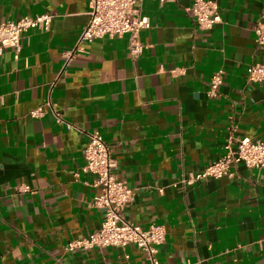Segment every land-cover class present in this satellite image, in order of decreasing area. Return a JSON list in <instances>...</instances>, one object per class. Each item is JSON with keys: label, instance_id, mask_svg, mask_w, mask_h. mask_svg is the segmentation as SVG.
Masks as SVG:
<instances>
[{"label": "crops", "instance_id": "0c3cea01", "mask_svg": "<svg viewBox=\"0 0 264 264\" xmlns=\"http://www.w3.org/2000/svg\"><path fill=\"white\" fill-rule=\"evenodd\" d=\"M89 1L0 0V23L55 15L49 31L23 34L19 53L0 55V264H150L134 244L66 249L104 218L83 170L95 131L134 190L125 216L165 226L163 264H264V168L182 182L221 157L230 135L264 140V82L247 71L264 63V0H213L220 20L207 29L193 0H136L151 23L136 60L127 35L106 36L65 66Z\"/></svg>", "mask_w": 264, "mask_h": 264}, {"label": "built area", "instance_id": "2783aa9c", "mask_svg": "<svg viewBox=\"0 0 264 264\" xmlns=\"http://www.w3.org/2000/svg\"><path fill=\"white\" fill-rule=\"evenodd\" d=\"M188 10L201 28H212L220 20L218 5L213 0H193ZM89 16V21L82 29L75 47L65 54V66L74 56L85 52L86 44L106 36L112 38L127 35L129 53L133 60L143 53L145 45L141 34L144 29L151 26V23L149 17L136 6V0H90ZM54 19L53 13L45 12L35 16L8 19L0 23V55L9 48L19 53L25 32L49 31ZM257 41L260 44L264 43V33L260 29H257ZM247 71L250 81L264 82V63L251 64ZM223 80V69L212 74L210 96L218 94ZM45 105H51V101L48 100ZM43 111V107H39L32 110V115L40 116ZM58 120L62 121L60 114ZM68 126L71 127V124ZM224 148L225 152L221 157L204 168L191 172L182 182L194 183L209 177L216 179L232 177L235 173L233 168L239 164L258 169L264 168V140L230 135ZM116 166L117 162L110 144L99 131L91 132L85 149L83 170L95 176L93 186L97 192L93 204L103 210L104 218L98 230L70 241L66 249L134 244L145 253L150 264H163L158 257V246L166 240V228L156 223L143 227L134 219L125 216V208L133 200L134 190L116 173ZM28 189L29 186H25V190Z\"/></svg>", "mask_w": 264, "mask_h": 264}]
</instances>
